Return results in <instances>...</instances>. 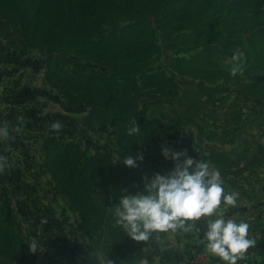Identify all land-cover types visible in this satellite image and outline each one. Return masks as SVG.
<instances>
[{
	"label": "rangeland",
	"instance_id": "374dc122",
	"mask_svg": "<svg viewBox=\"0 0 264 264\" xmlns=\"http://www.w3.org/2000/svg\"><path fill=\"white\" fill-rule=\"evenodd\" d=\"M70 1L79 0H0V127L10 133L0 138V264H191L200 244L207 249L210 217L136 240L116 207L122 189L135 192L144 175L173 166L161 148L198 153L212 147L201 132L225 133L264 112L262 0H172L138 20L127 36L139 39L128 85L119 54L71 32ZM58 28L62 44L50 52ZM133 121L141 131L129 135ZM138 154L139 167L124 165ZM263 244L236 264L262 261Z\"/></svg>",
	"mask_w": 264,
	"mask_h": 264
},
{
	"label": "clouds",
	"instance_id": "9594fccd",
	"mask_svg": "<svg viewBox=\"0 0 264 264\" xmlns=\"http://www.w3.org/2000/svg\"><path fill=\"white\" fill-rule=\"evenodd\" d=\"M242 55L237 50L231 57L233 75L241 71ZM52 127L58 129L59 123H54ZM127 131L129 135H134L141 129L133 121V126ZM9 135L7 127H0V138L6 139ZM160 152L165 161L173 162V166L163 172L144 175L140 182L142 187L135 192L122 189L125 194L116 207L117 223L127 229L134 239L147 240L153 231H174L184 228L190 220L210 217L204 231L208 251L227 264H236L240 254L254 243L248 238L249 224L227 219L220 208L222 202L224 205H236L237 193L225 191L219 170H210L208 162L197 161L185 150L163 147ZM6 160V157L0 156V162ZM143 160V154L127 155L124 165L137 168L138 161ZM3 167L4 164L0 163V170ZM28 246L32 253L39 249L35 239Z\"/></svg>",
	"mask_w": 264,
	"mask_h": 264
},
{
	"label": "crops",
	"instance_id": "0c3cea01",
	"mask_svg": "<svg viewBox=\"0 0 264 264\" xmlns=\"http://www.w3.org/2000/svg\"><path fill=\"white\" fill-rule=\"evenodd\" d=\"M234 121L236 126L225 133L215 130L206 135L201 132L200 142L210 144L212 147L207 148L203 145L205 149H198V153L189 148L187 153L194 158H197L198 154L200 161L209 163L210 170H219L225 191L237 193L236 205H224L222 202L220 208L223 209L227 219L240 222L254 210L264 212V112L236 118ZM246 124L248 125L244 132L241 125L246 126ZM263 241L264 232L258 243L249 246L253 256L256 250L254 247H261ZM200 245H202V249H199L200 253L206 252L210 258L203 264L212 263L213 254L203 248L205 244ZM242 262L264 264V259L258 263L246 260ZM219 263L227 262L220 258Z\"/></svg>",
	"mask_w": 264,
	"mask_h": 264
},
{
	"label": "trees",
	"instance_id": "16d2710c",
	"mask_svg": "<svg viewBox=\"0 0 264 264\" xmlns=\"http://www.w3.org/2000/svg\"><path fill=\"white\" fill-rule=\"evenodd\" d=\"M171 2L172 0L70 1L65 14L72 33L80 35L78 37L86 41L98 40L113 55L114 53L120 55V61H116L115 65H121L123 70L118 71L117 76L121 77V84L128 85L130 77L137 75V72L131 70L135 62L129 64L128 60H136L131 51L139 41V39L127 40L128 34L140 26L138 20L146 19L147 21L150 17L168 8ZM258 6V11L264 12V0ZM51 19L49 28L53 27ZM59 20L61 24L64 23L63 19ZM38 24L36 26H39ZM60 31L61 28H58V31H49L52 38L51 43L48 44L50 52L59 49L62 44L63 37ZM261 89L264 90L263 87Z\"/></svg>",
	"mask_w": 264,
	"mask_h": 264
},
{
	"label": "built area",
	"instance_id": "2783aa9c",
	"mask_svg": "<svg viewBox=\"0 0 264 264\" xmlns=\"http://www.w3.org/2000/svg\"><path fill=\"white\" fill-rule=\"evenodd\" d=\"M249 224L248 238L257 243L262 238L264 232V212H258L254 210L244 219ZM210 260L206 252L199 253L191 264H203Z\"/></svg>",
	"mask_w": 264,
	"mask_h": 264
}]
</instances>
